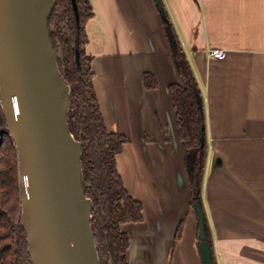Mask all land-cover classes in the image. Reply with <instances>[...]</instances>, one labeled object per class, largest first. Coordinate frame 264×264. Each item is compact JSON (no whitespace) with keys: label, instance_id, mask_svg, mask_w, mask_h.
<instances>
[{"label":"crops","instance_id":"crops-1","mask_svg":"<svg viewBox=\"0 0 264 264\" xmlns=\"http://www.w3.org/2000/svg\"><path fill=\"white\" fill-rule=\"evenodd\" d=\"M89 1L93 83L108 129L129 137L118 170L144 205L142 221L123 225L129 264H203L187 144L169 92L180 77L167 20L204 98L202 203L216 264H264V0ZM146 74L156 86H146Z\"/></svg>","mask_w":264,"mask_h":264},{"label":"water","instance_id":"water-1","mask_svg":"<svg viewBox=\"0 0 264 264\" xmlns=\"http://www.w3.org/2000/svg\"><path fill=\"white\" fill-rule=\"evenodd\" d=\"M54 10L55 0H0V101L18 151L21 223L33 264H100L83 145L68 121L72 90L50 38ZM195 204L203 264H213L203 205Z\"/></svg>","mask_w":264,"mask_h":264},{"label":"trees","instance_id":"trees-1","mask_svg":"<svg viewBox=\"0 0 264 264\" xmlns=\"http://www.w3.org/2000/svg\"><path fill=\"white\" fill-rule=\"evenodd\" d=\"M93 15L89 0H76V6L73 0H55V10L48 20L50 38L63 81L72 90L68 121L75 139L83 145V191L93 201L91 222L100 264H129L130 237L123 225L142 221L144 205L131 195L118 170L116 159L129 137L108 129L93 83V56L86 50V26ZM165 32L180 77V82L170 84L169 92L177 112L179 136L187 144L185 169L192 204L196 206L199 201L204 207L202 187L208 145L204 98L193 66L168 20ZM144 82L148 88L157 85L150 74L145 75ZM21 198L18 151L7 131L0 101V264H33L21 223ZM182 229L183 223L176 240L182 237ZM206 235L212 246L207 219ZM212 260L216 264L213 250Z\"/></svg>","mask_w":264,"mask_h":264},{"label":"built area","instance_id":"built-area-1","mask_svg":"<svg viewBox=\"0 0 264 264\" xmlns=\"http://www.w3.org/2000/svg\"><path fill=\"white\" fill-rule=\"evenodd\" d=\"M212 54L218 58H224L226 56V52L223 49H214Z\"/></svg>","mask_w":264,"mask_h":264}]
</instances>
